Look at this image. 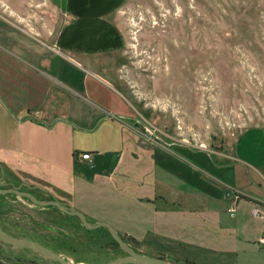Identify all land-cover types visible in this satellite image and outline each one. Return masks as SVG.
I'll use <instances>...</instances> for the list:
<instances>
[{
	"label": "rangeland",
	"instance_id": "obj_1",
	"mask_svg": "<svg viewBox=\"0 0 264 264\" xmlns=\"http://www.w3.org/2000/svg\"><path fill=\"white\" fill-rule=\"evenodd\" d=\"M115 19L127 43L113 63L115 84L133 106L132 123L139 120V140L146 146L157 141L185 156H217L228 154L245 129L264 128V0H128ZM63 23L47 0H0V49L35 60L49 52ZM5 57L0 51V82L15 77L10 70L21 73ZM107 192L94 208L102 207L100 216L119 220L130 214L126 196L113 200ZM7 198L0 221L13 236L33 239L74 264H105L124 255L106 228L87 229L53 206ZM181 201L182 208L174 204L180 229L170 226L162 238H134L130 233L138 228L130 222L117 232L138 252L170 254L186 264H264V247L256 241H240L233 230L231 244L224 227L233 215L224 206V227L207 226V214L195 209L194 199ZM195 211L204 213L200 229L191 228ZM0 264L59 263L0 241Z\"/></svg>",
	"mask_w": 264,
	"mask_h": 264
},
{
	"label": "crops",
	"instance_id": "obj_2",
	"mask_svg": "<svg viewBox=\"0 0 264 264\" xmlns=\"http://www.w3.org/2000/svg\"><path fill=\"white\" fill-rule=\"evenodd\" d=\"M47 2L64 17L49 52L31 60L0 49L21 69L0 82V184L22 185L41 200L55 197L117 231L130 222L138 239L180 229L174 204L182 208L189 197L206 212L207 226L222 225L224 207L229 214L234 209L233 223L222 225L231 244L233 230L240 241H256L263 222L251 209L264 204V128L245 129L228 154L211 157L178 154L157 141L146 146L114 78L113 63L127 44L115 16L128 0ZM83 153L89 159H81ZM107 191L113 200L126 196L130 214L100 216L102 207L94 208ZM16 198L12 202L25 203ZM202 212H192L191 228L200 229Z\"/></svg>",
	"mask_w": 264,
	"mask_h": 264
},
{
	"label": "water",
	"instance_id": "obj_3",
	"mask_svg": "<svg viewBox=\"0 0 264 264\" xmlns=\"http://www.w3.org/2000/svg\"><path fill=\"white\" fill-rule=\"evenodd\" d=\"M21 186L11 185L10 187H0V195L11 194L19 198H26L31 203L37 206H53L58 208L61 212L71 216H76L82 225L87 229H96L99 227L106 228L111 237L117 242L119 248L124 252V255L116 258L105 264H185L179 258L173 255H167L166 257L151 256L134 250L129 244L123 241L116 229H114L110 223L100 221L97 223H90L85 214L73 206L66 204L52 197L51 200H41L35 197L31 192L27 190H21ZM28 188V187H27ZM29 189V188H28ZM0 241L13 247H17L23 250H31L32 252L42 256L44 259L58 262L59 264H74L65 256L52 250L51 248L29 238L16 237L8 233L0 225ZM77 264H96L93 262H84Z\"/></svg>",
	"mask_w": 264,
	"mask_h": 264
},
{
	"label": "built area",
	"instance_id": "obj_4",
	"mask_svg": "<svg viewBox=\"0 0 264 264\" xmlns=\"http://www.w3.org/2000/svg\"><path fill=\"white\" fill-rule=\"evenodd\" d=\"M89 156H90V154L83 153L80 155V158L83 160H86V159H89ZM233 197L238 198L237 195H233ZM228 211L230 212L231 215L234 214V209L231 208ZM251 215L254 216L255 218L261 219L263 222L262 227H261V231H260V234L256 240V243L259 246L264 247V204L263 205L257 204L255 206H253L251 209Z\"/></svg>",
	"mask_w": 264,
	"mask_h": 264
},
{
	"label": "trees",
	"instance_id": "obj_5",
	"mask_svg": "<svg viewBox=\"0 0 264 264\" xmlns=\"http://www.w3.org/2000/svg\"><path fill=\"white\" fill-rule=\"evenodd\" d=\"M8 196H10V194H7V195H0V217L3 215V213H4V211H5V209H6V207L8 206V202L6 203L5 201H6V199H7V197ZM15 197V196H14ZM24 199H26V198H24ZM27 200V199H26ZM30 202V201H29ZM6 206V207H5ZM5 207V208H4ZM73 218H76V219H78L76 216H72ZM0 225L2 226V228L4 229V230H6L7 231V229L5 228V226H3V224H2V222L0 221ZM102 228H104V227H102ZM108 234L110 235V233L108 232ZM110 237H111V235H110ZM118 245V244H117ZM185 264H186V261H183Z\"/></svg>",
	"mask_w": 264,
	"mask_h": 264
},
{
	"label": "flooded vegetation",
	"instance_id": "obj_6",
	"mask_svg": "<svg viewBox=\"0 0 264 264\" xmlns=\"http://www.w3.org/2000/svg\"><path fill=\"white\" fill-rule=\"evenodd\" d=\"M11 186V185H10ZM9 185H3V184H0V187H3V188H5V187H10ZM14 186H16V185H14ZM21 190H24V187H22L21 188ZM27 191H29V192H31L32 193V191L31 190H29V189H27ZM33 195H34V193H32ZM11 195V194H10ZM35 196V195H34ZM36 197V196H35ZM39 199V198H38Z\"/></svg>",
	"mask_w": 264,
	"mask_h": 264
}]
</instances>
